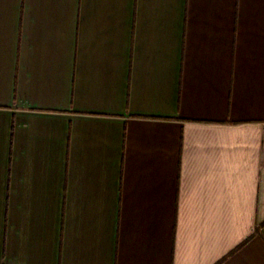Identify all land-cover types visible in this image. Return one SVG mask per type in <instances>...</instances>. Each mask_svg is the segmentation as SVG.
<instances>
[{
	"label": "crops",
	"instance_id": "obj_1",
	"mask_svg": "<svg viewBox=\"0 0 264 264\" xmlns=\"http://www.w3.org/2000/svg\"><path fill=\"white\" fill-rule=\"evenodd\" d=\"M0 264H264V0H0Z\"/></svg>",
	"mask_w": 264,
	"mask_h": 264
}]
</instances>
